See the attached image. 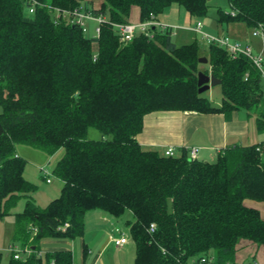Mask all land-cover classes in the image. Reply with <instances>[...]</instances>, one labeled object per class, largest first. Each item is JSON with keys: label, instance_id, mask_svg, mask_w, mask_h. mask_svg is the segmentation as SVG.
<instances>
[{"label": "trees", "instance_id": "obj_1", "mask_svg": "<svg viewBox=\"0 0 264 264\" xmlns=\"http://www.w3.org/2000/svg\"><path fill=\"white\" fill-rule=\"evenodd\" d=\"M84 1L0 0V218L14 214L12 244L31 250L22 258L11 253L8 264H44L41 241L83 237L86 215L96 210L117 218L131 212L126 225L136 244L134 264H198L205 257L232 264L240 241L264 245V218L245 204L264 201V140L226 147L215 162L191 159L186 148L168 156L138 140L146 115L157 111L222 113L230 120L244 110L263 133L261 69L215 43L206 55L198 41L177 45L170 26H153L152 36L136 34L127 43L113 26L131 22L135 6L142 22L159 20L173 4L191 17L205 16L210 0L85 5L105 18L95 37L54 15L81 9ZM229 4V11L218 9L219 23L240 21L264 33V0ZM200 71L221 79L220 105L199 93ZM91 127L102 137L90 138ZM23 144L48 155L65 151L53 169L61 193L46 206L34 199L38 185L24 174ZM23 197L24 209L13 213ZM45 257L46 264H75L70 250Z\"/></svg>", "mask_w": 264, "mask_h": 264}, {"label": "rangeland", "instance_id": "obj_2", "mask_svg": "<svg viewBox=\"0 0 264 264\" xmlns=\"http://www.w3.org/2000/svg\"><path fill=\"white\" fill-rule=\"evenodd\" d=\"M103 0H85L82 3V8L85 10V5L89 7L90 9H97L101 7ZM219 8H222L225 11L230 10V4L229 0H210V7L208 9V12L205 16H195L191 17L187 11L180 7L177 4H173L167 8L164 9V11L159 15V18L166 23L169 26H173V36L172 39L177 45H183V44H190L195 41H198L200 46V54L206 55L209 51L210 44L207 39L203 37L202 34L195 32L194 30L190 29L191 26H195L198 22H202L203 24V30L211 35V36H220V37H228L231 42L235 43H241L243 46L248 44V40H250L255 47V52H262L263 56V62L261 66V71L263 72V78H264V40L261 35L257 34L256 31L258 29L249 27L246 23L240 22V21H234L229 23H219L217 21V11ZM182 12V13H181ZM140 18V12L139 9L135 6L131 10L130 19L131 22H139ZM138 20V21H137ZM171 22V23H170ZM86 28L87 32L86 35L88 37H95L97 36L96 28L98 26V22L93 19H86ZM258 36V37H255ZM205 65L204 63H202ZM206 96L210 99L212 104L214 105H220L223 95L221 92V87L219 85H215L211 87L209 90L204 92ZM241 113L246 114V111L241 110ZM251 134L250 139L242 140L241 143L245 144H251L255 142H259L264 139V132L259 133L256 129V117L253 116L251 118ZM88 136L93 139H98L102 137V133L96 129L91 127L88 132ZM21 147V153L23 157L27 159V165L25 167L24 174L27 176L28 179L35 182L38 187L36 191L33 193L34 199L37 201V203L41 206H46L51 200L58 197L61 193L62 188V180L57 177L53 173V169L56 166L59 159L64 154V149L58 150L53 155H48L46 152L36 149L33 146L30 145H20ZM217 160V157L213 160H207L210 162H215ZM43 168V170H41ZM44 170L48 171V174H45ZM245 202L249 205H255L259 207L261 204H263L264 201H256L252 199H246ZM26 198H20L15 205V207L12 208V212H18L22 211L25 207ZM98 214H102V225L105 227V231L109 233H113L117 235L116 233L112 232V229H114V226H112L111 221L113 220L116 222V225L122 229V231L127 235L129 244L133 248V252H131V258L129 255V259L131 264L134 262V255H136V244L134 239L132 238L130 234V230L126 225V220L133 218L130 211H127L123 217L117 218L114 217L102 210H96ZM87 213L86 219H85V233L84 239L90 243L93 241V244L95 243V240L97 239L96 243L101 244L102 243V237L103 234L99 232L100 238L95 234L93 229L91 228L94 223L97 222V219L95 215ZM262 213L264 215V208L262 210ZM105 216V217H104ZM87 222V227H86ZM15 216L14 214L6 215L2 218H0V244L4 242L6 237L9 236V239L13 236L15 231ZM87 228V231H86ZM105 234V233H104ZM117 237V236H116ZM119 237V236H118ZM81 237L75 238V242L77 243L76 252L74 254V258L76 262L82 263V249H81ZM69 238H58V237H47L42 240L41 246L48 247V246H60L63 244H66L67 241H70ZM61 241L62 243L60 244ZM74 241V240H73ZM243 241V240H242ZM240 241V242H242ZM91 244V247L93 246ZM13 244H8L7 246H4L3 248L0 247V250L3 251V263L7 264L8 255L12 253L11 246ZM17 245V244H15ZM240 245V243H239ZM131 248V249H132ZM94 250V249H93ZM106 253L104 254L103 260L105 264H127L128 261V254L125 252H122V250H118L115 247V243H112L110 246L106 247ZM135 252V253H134ZM98 253L95 250V254ZM93 255H90L92 257ZM44 260L43 263L46 264V257L45 254L43 255ZM89 257V259H90ZM237 257V253L235 255V258ZM248 261L253 263V258H249ZM247 261L246 264H249ZM235 262V259H234ZM212 264V263H210Z\"/></svg>", "mask_w": 264, "mask_h": 264}, {"label": "crops", "instance_id": "obj_3", "mask_svg": "<svg viewBox=\"0 0 264 264\" xmlns=\"http://www.w3.org/2000/svg\"><path fill=\"white\" fill-rule=\"evenodd\" d=\"M129 21H131L130 18ZM158 21L162 24L168 25L166 21L163 22L160 18ZM170 27L173 28V26ZM255 37L258 36L255 35ZM247 42L251 44L253 48H255L250 40H248ZM256 53L262 52L256 51ZM251 118H253V116L249 117L247 113L243 114L241 113V111L234 112L233 117L230 120L226 119L225 115L222 113L201 114L190 111H157L146 115L144 119V129L142 133L138 135V140L144 147L150 149H159L162 152H165L168 148H174L175 151L178 152L182 148L189 149L191 147H198L199 159H203L206 161L213 160L215 156L217 157L218 153L226 147L234 145H248L245 143L243 144L241 142L242 140L250 139ZM256 129L258 131L257 123ZM20 151L21 147H18V154L22 156L23 153H21ZM245 204L250 207L259 209L262 217L264 218V215L262 213V210L264 208V202L259 207L257 206V204L249 205L246 202ZM89 214L97 216V222L94 223L91 227L93 229L92 231H94L99 238L102 233L103 237L101 239L102 243L98 245V242L96 243L98 238L95 240L94 244V240L88 243L84 239V236L87 232L84 234L83 237H81V264H105L103 257L107 251L106 247L110 246L112 243H115L113 241V238L119 236V234L116 232V228L118 226L116 225V222H114L113 220L111 221L112 226H114L112 232L116 233L117 235L113 233L111 234L105 231V227L102 225V221H104L102 219V214H98V212L96 211H91ZM99 232H101L100 235ZM70 241L71 242L67 241L66 244H63L61 241H59L60 244L62 243V245L60 246L50 245L48 247L43 248L41 246V255L43 256L44 254L53 253L61 250H70L74 258L77 243L75 242V239H71ZM12 242L13 236L10 239L8 236L6 237L4 242L0 244V247L3 248L8 244H12ZM84 244H86L88 247L86 255L84 254ZM91 244H93L92 247ZM115 247L118 250H122V252L128 254L127 264H131L132 261L130 262L129 255L131 258V252H133V248L129 244V240L122 246H117L115 244ZM95 250L98 253L95 254ZM1 252L3 253V251ZM236 253L237 257L235 258V262H233L232 264H246L250 257L253 258V263L251 261H248L249 264H264V245L259 246L254 242L243 240L242 242H240V245H238ZM21 254L25 256L28 253L25 252ZM10 255L11 254L8 255L7 264L9 262ZM90 255L93 256L90 257ZM134 257L136 258V255H134ZM74 262L75 264H80L79 262H76L75 258Z\"/></svg>", "mask_w": 264, "mask_h": 264}, {"label": "built area", "instance_id": "obj_4", "mask_svg": "<svg viewBox=\"0 0 264 264\" xmlns=\"http://www.w3.org/2000/svg\"><path fill=\"white\" fill-rule=\"evenodd\" d=\"M37 2L34 1L32 6L29 9L30 13L34 12L35 4ZM54 15L56 19L58 20H65L67 22H70L71 24H77L82 26L83 30L87 32L86 28V19H93L98 22V26L96 28L97 35L100 33V23L105 20L104 16H95L92 12H87L83 10V8L79 9L76 8L73 11H60L56 9L54 12ZM113 26L118 29V33L120 36V41L122 43H127L129 41H132L136 34L144 33L146 35L152 36L151 33V27L155 26H161L162 28L169 27L168 25L162 24L156 19H151L145 22L139 21V22H126V23H113ZM193 30L197 33H200L203 35L205 39L208 40L209 43H215L217 45H220L222 47H225L228 49V51L233 55V57H237L239 54H244L247 57H249L253 63L261 69L262 62H263V56L262 53H256L254 51V48L251 44H247L243 46L241 43H235L231 42L228 37H220V36H211L207 34L203 30V24L202 22H198L195 26H193ZM257 34L261 35L264 39V33L262 29H258L256 31ZM189 150V156L191 159H197L199 158V148L198 147H191ZM175 149L174 148H168L165 151V154L168 156L175 155ZM43 170V168H41ZM45 174H48L47 170H44ZM154 224L152 225V228H154ZM116 232L119 234V237H114L113 241L117 246H122L125 243L128 242V237L125 235V233L122 231L121 228L117 227ZM12 254L15 258H22L23 255L21 253L27 252L28 254L31 252L29 248L25 250H21L18 245L11 246ZM213 259L211 257H205L202 259L201 263L210 264L212 263Z\"/></svg>", "mask_w": 264, "mask_h": 264}, {"label": "water", "instance_id": "obj_5", "mask_svg": "<svg viewBox=\"0 0 264 264\" xmlns=\"http://www.w3.org/2000/svg\"><path fill=\"white\" fill-rule=\"evenodd\" d=\"M200 63L206 64L208 59L206 57H201L199 59ZM221 83V79L217 78L214 74H206L203 71L198 73V86L199 93H203L209 90L211 87L215 85H219Z\"/></svg>", "mask_w": 264, "mask_h": 264}]
</instances>
